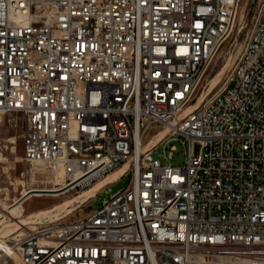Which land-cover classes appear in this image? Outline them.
Here are the masks:
<instances>
[{
  "label": "built area",
  "instance_id": "built-area-1",
  "mask_svg": "<svg viewBox=\"0 0 264 264\" xmlns=\"http://www.w3.org/2000/svg\"><path fill=\"white\" fill-rule=\"evenodd\" d=\"M48 1L0 0V111L64 185L132 178L0 264H264V3L223 89L180 117L241 0Z\"/></svg>",
  "mask_w": 264,
  "mask_h": 264
},
{
  "label": "rangeland",
  "instance_id": "rangeland-1",
  "mask_svg": "<svg viewBox=\"0 0 264 264\" xmlns=\"http://www.w3.org/2000/svg\"><path fill=\"white\" fill-rule=\"evenodd\" d=\"M263 3L264 0L240 1L233 29L216 45L212 57L200 73L201 75L202 72L205 71V74L201 78L199 75L194 85L192 100L183 109L180 117H183L186 113L193 111L196 107L212 99L223 89L236 62L248 44ZM1 116L0 215L7 212L10 216L0 223V236H4L3 238L10 241H15L18 238L28 235L42 224L50 221L65 222L78 220L85 217L95 206H99L98 198L107 185L101 188L94 196L89 197L86 201L77 202L74 209H56V212L54 211L49 214H45L44 211L61 205L66 201L79 198L84 191L93 185L87 188L69 189L60 195H55L56 193L31 195L24 204L25 210L23 215L20 217H11L14 213L9 212V206L26 196L29 189L45 187L56 188L57 185L55 183V178L48 175L41 165L29 161L24 157L26 138L29 132V124L26 116L17 111L3 112ZM163 129L162 126L154 127L149 131L147 140ZM177 145L179 148L177 160L180 161V158L184 154V148L179 142ZM131 178L132 175L130 174L125 176L122 180H117L119 183L112 185V190L116 191L121 187H126L129 185ZM102 195H104V193ZM25 217L32 223L26 226L17 224V220Z\"/></svg>",
  "mask_w": 264,
  "mask_h": 264
},
{
  "label": "bare ground",
  "instance_id": "bare-ground-1",
  "mask_svg": "<svg viewBox=\"0 0 264 264\" xmlns=\"http://www.w3.org/2000/svg\"><path fill=\"white\" fill-rule=\"evenodd\" d=\"M29 6L30 7H41V0H29ZM56 7V0H49L48 1V8H55ZM205 74V71L202 72V74L200 75V78ZM196 106V105H194ZM198 106V104H197ZM191 109V108H189ZM188 110V109H186ZM1 113H3V111H0V121L2 120V116ZM187 114V113H186ZM185 114V115H186ZM170 131V127H165L158 135H156L151 142H149V144L146 143L145 145V149L151 147L154 143H156L159 139H161L164 135H166L168 132ZM148 135L145 136V138H147ZM25 156H29V148H25ZM29 161H32L35 163V159H27ZM128 168V164L125 165L124 167L117 169L115 171H113L112 173H110L109 175H107L104 179H99L98 182H96L95 184H93L92 187H90L89 189H87L86 191H84V193L79 197V198H75L73 200L70 201H66L64 203H62L61 205H57L52 209L49 210H42L44 211V213H53L56 209L58 210H72L76 207V203L77 202H84L86 201L89 197L94 196L101 188H103L104 186H106L108 183L117 181L120 179V177L124 174V172L127 170ZM62 179H55V183L57 185L56 188H31L27 191V195L22 197L20 200H17L15 203H13L11 206H9V212H13L14 214L11 215V217H20L23 215L24 210H25V202L31 197V195H41L44 193H56L55 195H60L61 193H64L65 191H68L69 189H73L72 186H67L64 185V183H62ZM41 212V211H40ZM56 212V211H55ZM38 215V214H37ZM10 216V214L8 215L7 212L3 213L0 215V223L5 220L6 218H8ZM32 218V216H31ZM31 220V219H30ZM32 223L31 221H29L28 219L25 218H21L19 220H17V224L21 225V226H26L28 224ZM19 227V226H18ZM15 231V230H14ZM14 233V232H13ZM12 233V234H13ZM4 236H0V251L2 249L5 250H10L8 249V239L3 238ZM1 256V255H0Z\"/></svg>",
  "mask_w": 264,
  "mask_h": 264
}]
</instances>
